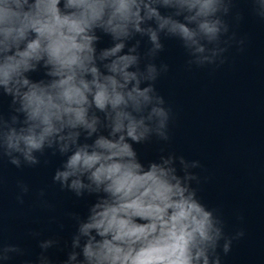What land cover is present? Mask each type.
I'll use <instances>...</instances> for the list:
<instances>
[{
    "label": "clouds",
    "instance_id": "9594fccd",
    "mask_svg": "<svg viewBox=\"0 0 264 264\" xmlns=\"http://www.w3.org/2000/svg\"><path fill=\"white\" fill-rule=\"evenodd\" d=\"M252 3L264 19V0ZM232 6L233 0H0V88L23 116L12 115L11 122L0 116V155L19 168L21 157L36 165L35 153L53 149V155H67L55 181L77 196L102 193L78 223L72 247L80 253L71 252L64 264L78 255V264H210V255L211 264H221L216 249L223 233L189 185L198 179L189 165L180 159L183 177L172 156L145 170L129 141L146 142L153 134L169 139L171 109L155 87L168 65L158 69L152 62L164 48L161 35L183 42L194 57L189 65L216 64L227 49H209L203 42L219 44L229 31L222 16ZM98 32L114 41L99 54ZM136 34L151 44L143 70L139 40L124 53L125 42ZM38 65L46 79L34 81L27 74ZM97 112L104 114L109 135L81 144L80 130L85 140L98 132ZM231 244L226 239L225 254ZM10 252L20 249L0 248V259L8 260ZM38 264L50 261L42 256Z\"/></svg>",
    "mask_w": 264,
    "mask_h": 264
}]
</instances>
